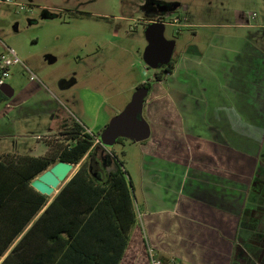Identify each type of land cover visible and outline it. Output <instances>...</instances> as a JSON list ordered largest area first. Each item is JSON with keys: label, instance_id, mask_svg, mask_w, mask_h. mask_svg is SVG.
Masks as SVG:
<instances>
[{"label": "rangeland", "instance_id": "374dc122", "mask_svg": "<svg viewBox=\"0 0 264 264\" xmlns=\"http://www.w3.org/2000/svg\"><path fill=\"white\" fill-rule=\"evenodd\" d=\"M153 2L172 7L164 17L152 15ZM15 4H0V54L12 49L22 62L10 69L5 80L14 95L8 97L0 90V155L37 157L46 152V141L57 136L46 137L51 129L47 131L50 124L42 116L50 92L63 101L73 119L97 134L99 128L92 129L91 123L97 116L107 124L138 86L154 81L156 70L148 69L142 58L147 46L144 29L151 22H165L164 37L175 43L173 63L184 54L207 53L205 63L217 75L225 63L212 67L210 63L217 60L213 56L220 48L235 47L238 38L264 50V0H15ZM174 19L178 23L169 24ZM212 39L219 47L207 51ZM61 80L71 86L65 100L59 96ZM146 102L142 114L149 116L157 104L149 106V98ZM144 147L146 143L122 140L95 149L92 156L100 159L103 168L112 165V157L122 163L134 194L137 227L143 222ZM255 158H264V135ZM87 165L96 181L106 182L107 168L100 174L91 160ZM152 205L160 208L157 201ZM133 241L122 264H131L134 252L136 257L144 252L138 236L137 243ZM149 248L161 258L154 247ZM246 254L257 257L250 248Z\"/></svg>", "mask_w": 264, "mask_h": 264}, {"label": "crops", "instance_id": "0c3cea01", "mask_svg": "<svg viewBox=\"0 0 264 264\" xmlns=\"http://www.w3.org/2000/svg\"><path fill=\"white\" fill-rule=\"evenodd\" d=\"M238 40L235 47L220 48L213 56L217 60L210 63L212 67L225 63L221 75L205 63L207 53L192 52L180 56L173 71L152 84L148 104L157 107L150 109L149 116L142 114L151 127L150 138L141 142L146 143L144 210L140 213L143 232L137 223L130 240L137 243L138 236L144 252L137 257L134 252L131 264H150L145 246L154 247L162 259H173L175 264H264V250H260L264 236L240 230L244 218H254L244 212L248 206L246 184L250 179L254 184L255 166L264 161L255 158L264 135V50ZM215 47L219 46L213 40L207 51ZM70 87L61 80L59 96L64 100ZM11 91L13 96V88ZM48 99L42 116L51 126H47L51 132L46 137L52 138L73 117L56 94L48 93ZM99 108L97 105L94 112ZM91 123L99 131L107 125L98 116ZM86 130L94 134L90 128ZM98 148L103 147L95 141L92 156ZM92 156H85L82 162L91 160L100 174L109 168ZM154 201L159 209L152 205ZM245 242L258 247L256 258L251 259L247 248L242 249Z\"/></svg>", "mask_w": 264, "mask_h": 264}, {"label": "trees", "instance_id": "16d2710c", "mask_svg": "<svg viewBox=\"0 0 264 264\" xmlns=\"http://www.w3.org/2000/svg\"><path fill=\"white\" fill-rule=\"evenodd\" d=\"M173 69L171 60L154 72L153 83ZM153 83L140 86L150 94ZM95 141L73 119L46 141L41 156L0 155V264H121L138 221L132 187L115 157L106 182L96 181L82 162L92 156ZM58 162L82 163L53 198L36 192L30 183Z\"/></svg>", "mask_w": 264, "mask_h": 264}, {"label": "water", "instance_id": "95a60500", "mask_svg": "<svg viewBox=\"0 0 264 264\" xmlns=\"http://www.w3.org/2000/svg\"><path fill=\"white\" fill-rule=\"evenodd\" d=\"M167 5L159 6V11H169ZM165 24L160 21L151 22L144 29L147 46L142 58L146 67L158 70L166 66L172 59L175 43L167 41L164 37ZM0 90L8 97L12 96L11 87L7 84L0 86ZM148 90L144 86L138 87L123 110L112 117L98 135L100 144L107 148L116 144L118 139L141 143L151 136V128L143 117V107ZM74 165L58 162L35 178L30 186L41 195L50 197L55 190L63 186L73 172Z\"/></svg>", "mask_w": 264, "mask_h": 264}, {"label": "flooded vegetation", "instance_id": "af4514ba", "mask_svg": "<svg viewBox=\"0 0 264 264\" xmlns=\"http://www.w3.org/2000/svg\"><path fill=\"white\" fill-rule=\"evenodd\" d=\"M159 6H160L159 4H156L153 2L154 8L151 10L152 15H154L155 13H158V14L161 13L159 11ZM100 132L101 131H98V133L96 135H94L96 140H98V135ZM93 166L95 167V169H97L96 164H93ZM253 173H254L253 175H255L254 176V184L252 183L251 179L246 184V187H247L246 195L247 196L245 198V202H247L248 206L246 207L244 212L246 215L247 214L249 215V213H250V215H254V218L251 221H250V217H248V219L244 218L243 219L244 220V223H243L244 227H242L243 229H240V230L243 234H246V233L251 234L252 233V234H259V235L264 236V161H259L258 164H256ZM251 187L253 188V190ZM260 215H262V216H260ZM255 218H257V219H255ZM251 229H254V230L249 231ZM253 244L254 243L245 242L243 244L242 249L250 248V249H252L253 253L256 254L258 247H255ZM260 250H264V248H260ZM263 256H264V254H263Z\"/></svg>", "mask_w": 264, "mask_h": 264}, {"label": "built area", "instance_id": "2783aa9c", "mask_svg": "<svg viewBox=\"0 0 264 264\" xmlns=\"http://www.w3.org/2000/svg\"><path fill=\"white\" fill-rule=\"evenodd\" d=\"M0 3L16 5L15 0H0ZM20 9H23V7H20ZM163 23L165 24V22ZM176 23H178V21L177 19H174L173 22L169 24ZM19 64H21V61L12 49H7L5 53L0 54V86H3L5 84V80L9 77L10 69ZM96 143L100 144L98 140H96ZM147 254L149 257L150 264H174L173 260L167 263H163L162 260L158 258L156 252L149 247L147 249Z\"/></svg>", "mask_w": 264, "mask_h": 264}]
</instances>
